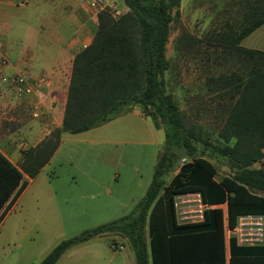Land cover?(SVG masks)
Returning a JSON list of instances; mask_svg holds the SVG:
<instances>
[{"label":"trees","instance_id":"obj_1","mask_svg":"<svg viewBox=\"0 0 264 264\" xmlns=\"http://www.w3.org/2000/svg\"><path fill=\"white\" fill-rule=\"evenodd\" d=\"M122 1L129 13L115 19L108 10L100 11L92 42L74 57L61 127L23 151L20 167L0 151V224L27 187L24 176L33 179L50 162L63 133L89 131L136 105L144 112L152 109L174 129L181 128L178 105L163 89V74L170 67L166 46L181 0ZM243 4L246 9L239 27L227 25L215 36L216 49L225 60L230 59L231 67L206 80L207 90L229 107L220 132L225 146L219 152L235 162L236 173L218 181L216 167L199 156L183 163L166 180L171 160L163 154L134 211L62 241L39 264H55L68 249L105 233L118 234L129 242L135 264L149 263V248L153 264L167 249L173 263L178 236L191 234L207 254L217 244L223 247L224 211L212 206L226 204V219L233 230L239 217L264 218V169L252 168L264 158V51L241 46L264 24V0H245ZM177 142L193 149L185 137ZM186 194H199L207 206L201 222L178 223L176 198ZM231 242L232 264H264V245L237 247L235 238Z\"/></svg>","mask_w":264,"mask_h":264},{"label":"rangeland","instance_id":"obj_2","mask_svg":"<svg viewBox=\"0 0 264 264\" xmlns=\"http://www.w3.org/2000/svg\"><path fill=\"white\" fill-rule=\"evenodd\" d=\"M112 2L97 7V24L102 10L115 19L129 13L122 0ZM244 2L181 0L166 46L170 67L163 74L164 92L173 97L182 114L181 128L174 129L152 109L144 112L136 105L89 131L63 133L50 162L33 179L24 176L28 185L0 224V264H39L62 241L130 214L146 194L163 154L171 160L166 180L183 163L199 156L216 167L218 181L236 173L235 162L219 152L225 146L220 132L229 107L207 90L206 80L231 67L230 59L225 60L216 49L215 36L227 25L239 27ZM261 32L260 37L252 34L241 45L264 49V29ZM19 113L22 122L7 121L0 113V151L20 167L23 151L33 147L32 135L45 120L36 110ZM183 137L192 150L177 142ZM201 205L197 194L176 198L178 217L184 221L199 220ZM133 261L129 242L118 234L105 233L68 249L55 264Z\"/></svg>","mask_w":264,"mask_h":264},{"label":"crops","instance_id":"obj_3","mask_svg":"<svg viewBox=\"0 0 264 264\" xmlns=\"http://www.w3.org/2000/svg\"><path fill=\"white\" fill-rule=\"evenodd\" d=\"M112 1L104 0V4L110 5ZM97 25V11L91 6V0H0V57L7 59V65L0 66V113L5 114L7 121L15 122L23 121L19 112L24 109L36 110L43 117V127L32 135L33 147L53 128L61 126L74 57L92 42ZM262 29L264 24L250 35L258 33L260 37ZM3 76H16L28 84L45 77L46 82L35 87L32 94L21 96L2 80ZM41 134L44 136L40 137ZM254 165L255 169L257 165ZM201 206L203 211L207 208L203 203ZM212 208L224 211L223 247L217 244L207 254L206 248H202L191 234L178 236L173 244V263L167 249L157 264H232L231 238H235L237 247L264 245L262 216L239 217L233 230L226 219V204ZM203 211L199 220L184 221L178 217V223L201 222ZM241 254L240 259L243 252ZM148 264H153L150 248Z\"/></svg>","mask_w":264,"mask_h":264},{"label":"built area","instance_id":"obj_4","mask_svg":"<svg viewBox=\"0 0 264 264\" xmlns=\"http://www.w3.org/2000/svg\"><path fill=\"white\" fill-rule=\"evenodd\" d=\"M103 4H104V0H91V6L95 9H97L98 6H101ZM22 5H25V2H22ZM6 65H7V59L2 57V59L0 60V66L4 67ZM2 80L6 83H9L12 87H14L19 95L32 94L35 87H38L39 85L46 82L45 77H40L38 79H35L31 84L25 83L23 79H20L19 77L16 76L15 77L3 76ZM256 165L258 169H264V158L262 159L261 162L256 163ZM119 249H123V247L120 246Z\"/></svg>","mask_w":264,"mask_h":264}]
</instances>
